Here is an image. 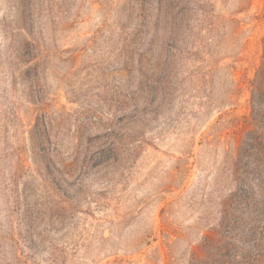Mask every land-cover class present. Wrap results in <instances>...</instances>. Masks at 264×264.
<instances>
[{
  "label": "rangeland",
  "instance_id": "1",
  "mask_svg": "<svg viewBox=\"0 0 264 264\" xmlns=\"http://www.w3.org/2000/svg\"><path fill=\"white\" fill-rule=\"evenodd\" d=\"M264 0H0V264H264Z\"/></svg>",
  "mask_w": 264,
  "mask_h": 264
},
{
  "label": "trees",
  "instance_id": "2",
  "mask_svg": "<svg viewBox=\"0 0 264 264\" xmlns=\"http://www.w3.org/2000/svg\"><path fill=\"white\" fill-rule=\"evenodd\" d=\"M253 101L257 94L258 97L264 96V48H263V63L257 71L255 80L253 81Z\"/></svg>",
  "mask_w": 264,
  "mask_h": 264
}]
</instances>
